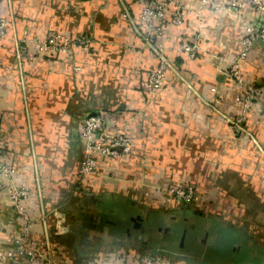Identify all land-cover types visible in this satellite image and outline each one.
<instances>
[{
    "label": "crops",
    "instance_id": "crops-1",
    "mask_svg": "<svg viewBox=\"0 0 264 264\" xmlns=\"http://www.w3.org/2000/svg\"><path fill=\"white\" fill-rule=\"evenodd\" d=\"M182 3L188 8L184 25L170 27L163 38L175 72L162 99L150 106L143 85L158 59L145 42L142 0H0V20L11 21L0 39V150L3 162L16 172L17 185L32 192L25 204L34 221L31 237L50 242L53 264H127L161 250L170 264H214L216 259L204 257L210 256L208 249L202 252L198 246L217 237L234 243L237 264L264 258V169L256 163L249 172L251 161L244 159L238 168L217 171L220 163L209 159V154L229 157L233 150L259 157L264 150V100L254 101L241 124L245 131L237 132L226 121L241 116L234 104L237 91L223 74L238 56L246 25L259 22L260 16L251 8L222 9L228 7L222 0ZM204 12L209 15L191 18ZM50 32L87 37L91 43L55 57L37 54L19 66L15 42L27 33L44 39ZM193 42L201 48L196 60L183 50ZM78 60L87 69L79 77ZM69 69L72 82L79 79L84 87L69 89L66 79L63 91L70 90L71 98L66 101L52 88L45 104L51 108L66 102L71 116L65 147L57 148L67 158L57 167L48 159L52 149L46 150L43 163L39 157L32 159L38 142L31 140L30 130L40 114L33 82L41 81L47 94L56 81L45 77ZM242 71L246 83L264 94V46L253 48ZM91 114H100L110 125L129 121L136 154L119 164H105L95 180L86 182L80 177L84 151L79 123ZM47 115L60 119L59 113ZM138 155L144 161L136 160ZM69 172L73 179H63ZM176 173L198 194L191 205L157 194L162 187L179 185ZM191 178H198L197 183ZM137 218L141 229L134 228ZM20 226L13 202L1 191L3 249L13 248ZM192 254L200 255L197 262L189 259ZM0 264L27 262L19 258Z\"/></svg>",
    "mask_w": 264,
    "mask_h": 264
},
{
    "label": "built area",
    "instance_id": "built-area-1",
    "mask_svg": "<svg viewBox=\"0 0 264 264\" xmlns=\"http://www.w3.org/2000/svg\"><path fill=\"white\" fill-rule=\"evenodd\" d=\"M8 2L10 0H2ZM180 1V2H179ZM184 1L190 0H142L143 7L140 14V23L146 30L145 42L158 59V65L153 69L143 88L147 96V104L155 105L162 99L167 89L168 74L175 72L174 65L167 58L163 44L164 33L170 27H182L186 21L188 8ZM228 4L222 9L234 12L251 8L259 13L260 20L246 25V35L242 41L240 51L234 62L229 65L223 74L232 81L233 88L237 91L234 98L236 108L241 110V116L232 120L227 118V123L238 131H245L241 124L246 120L254 101L264 100L263 91L245 81L242 65L247 62L251 51L256 45L264 46V0H222ZM128 17V15L126 16ZM11 24L10 20H0V39L4 38ZM91 43L87 37L69 38L59 32H50L46 38L31 37L28 33L21 40L15 42V54L19 66L24 62H31L37 54L55 57L73 52L77 48L86 47ZM184 52L190 59H195L200 54L197 42L186 44ZM215 92V89L212 90ZM129 121L121 124L110 125L100 114H91L79 123V134L83 144V159L80 168L81 180H86V173L98 175L105 164H119L135 156V144L128 132ZM1 131V126H0ZM99 142V143H98ZM91 149V151H89ZM15 170L9 168L2 159L0 150V192L9 195L14 204L15 213L21 223L20 232L10 250L3 249L0 245V261H15L24 258L27 264H53L50 242H36L31 233L34 221L26 207V202L32 196L30 189L20 187L14 180ZM167 195L174 197L178 202L191 205L198 197L196 190L188 183L168 188ZM127 264H170L163 251L155 255L141 256Z\"/></svg>",
    "mask_w": 264,
    "mask_h": 264
},
{
    "label": "clouds",
    "instance_id": "clouds-1",
    "mask_svg": "<svg viewBox=\"0 0 264 264\" xmlns=\"http://www.w3.org/2000/svg\"><path fill=\"white\" fill-rule=\"evenodd\" d=\"M11 7H15L12 5ZM50 14V13H49ZM197 15H204L207 17L209 13H194L192 15V19H196ZM199 23V21H197ZM79 51V49H77ZM82 61L78 60L77 68L79 71L77 72V77L87 71V69L81 68L80 64ZM71 69L68 72L62 73L60 75H53L51 77H45L46 80L49 82L56 81V83L51 84L48 88L47 94L43 93L40 84L41 81H34V85L36 86V95L39 96V105H40V114L36 117L35 122L31 126L30 135L31 140L38 142V146L34 148V155L32 157L35 160L37 157L40 158L41 163L44 162V157L46 155L47 149H52L53 154L48 157L49 160L53 161L57 167H63L64 161L66 160V155L63 151H57V148L61 150L64 149L66 144V130L69 123H71V116L66 113L67 103H56L53 107L47 108L45 104L47 103L48 99L51 98L52 95V88H57L59 90L58 95L65 97V100L71 98V91L64 92L63 91V83L66 79H68L69 89L80 87H84V82L77 79L75 83L72 82L70 79ZM48 112L52 113H59L60 119L53 121L48 115ZM23 123V122H22ZM25 132H29V129L25 127ZM262 141H264V135L260 137ZM99 143V142H98ZM91 151V149H89ZM177 155H179V150L177 151ZM209 159H213L214 162L220 163V169L217 171L226 169V168H238V165L241 163L242 160L248 159L251 161V167L247 169V171L251 172L254 168L256 163H259L261 168L264 169V150L260 151L259 157L256 156L255 153L250 152H243L241 154H237L235 150L230 153L229 157H220L219 154H209ZM45 168H50L49 164H45ZM73 172H69L66 177L63 179L72 180L73 179ZM86 182L95 180L96 178L89 172L85 174ZM59 178V177H58ZM174 179L179 183L180 174H175ZM98 186V185H94Z\"/></svg>",
    "mask_w": 264,
    "mask_h": 264
},
{
    "label": "rangeland",
    "instance_id": "rangeland-1",
    "mask_svg": "<svg viewBox=\"0 0 264 264\" xmlns=\"http://www.w3.org/2000/svg\"><path fill=\"white\" fill-rule=\"evenodd\" d=\"M139 157L140 156L138 155L135 157V159L139 160ZM140 160H141V162L144 161V159L142 157H140ZM197 181H198V178H195V179L191 178L190 182H193L196 184ZM185 182H187V181H185V179L180 177L178 184L181 185L182 183H185ZM176 183H177V181H176ZM168 188H170V187H162V189H160L157 192V194L159 193L160 195H163V196L167 195ZM197 197H198V194H197ZM223 239H224V237L222 239L217 237L215 242H210L207 244V246H206V243H202L198 246V250L205 252L204 249L206 247V249H208V251L206 253L210 254V256L205 255L204 257H206V258L211 257L212 260L216 259V260H214V262H215L214 264H237L236 260L232 259L233 258L232 257L233 256L232 251H233V244L234 243L229 242L227 239L226 240H223ZM207 247H209V248H207ZM212 247H214V248H212ZM219 253L222 254V256ZM197 256H198V258L200 257V255H198V254H192V255H190L189 259L194 257V260H195L194 262H197L198 261ZM223 257H225V258L223 259ZM259 259L261 260V262H254L253 264H264V263H262L264 261V258H259ZM231 260H232V262H231Z\"/></svg>",
    "mask_w": 264,
    "mask_h": 264
},
{
    "label": "water",
    "instance_id": "water-1",
    "mask_svg": "<svg viewBox=\"0 0 264 264\" xmlns=\"http://www.w3.org/2000/svg\"><path fill=\"white\" fill-rule=\"evenodd\" d=\"M103 216L107 218L106 215ZM133 222L135 224L134 228L141 229V218L134 219Z\"/></svg>",
    "mask_w": 264,
    "mask_h": 264
},
{
    "label": "trees",
    "instance_id": "trees-1",
    "mask_svg": "<svg viewBox=\"0 0 264 264\" xmlns=\"http://www.w3.org/2000/svg\"><path fill=\"white\" fill-rule=\"evenodd\" d=\"M187 55V54H186ZM188 56V55H187ZM189 57V56H188ZM199 58V55L195 58V59H191V60H196V59H198ZM174 65V64H173ZM172 73L170 72L169 74H168V81H169V76L171 75ZM167 85H168V82H167ZM114 116H118V115H114ZM161 251H163V250H161Z\"/></svg>",
    "mask_w": 264,
    "mask_h": 264
},
{
    "label": "flooded vegetation",
    "instance_id": "flooded-vegetation-1",
    "mask_svg": "<svg viewBox=\"0 0 264 264\" xmlns=\"http://www.w3.org/2000/svg\"><path fill=\"white\" fill-rule=\"evenodd\" d=\"M159 253V252H158Z\"/></svg>",
    "mask_w": 264,
    "mask_h": 264
}]
</instances>
